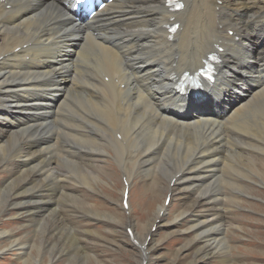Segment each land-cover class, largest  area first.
Returning a JSON list of instances; mask_svg holds the SVG:
<instances>
[{"label":"bare ground","instance_id":"obj_1","mask_svg":"<svg viewBox=\"0 0 264 264\" xmlns=\"http://www.w3.org/2000/svg\"><path fill=\"white\" fill-rule=\"evenodd\" d=\"M184 3L170 12L166 0H113L83 22L72 0H0V165L8 174L0 203L15 201L6 211L16 206L36 228L64 230V198L82 207L74 176L62 172L97 178L86 163L109 156L129 188V164L137 175L164 170L168 186L193 196L196 208L213 207L218 223L244 186L264 185V0ZM173 17L180 27L171 41ZM218 47L222 61L203 98L177 93L174 75L202 67ZM195 214L188 230L197 244L227 231L225 221L207 229L211 218ZM70 225L87 239L97 234Z\"/></svg>","mask_w":264,"mask_h":264},{"label":"rangeland","instance_id":"obj_2","mask_svg":"<svg viewBox=\"0 0 264 264\" xmlns=\"http://www.w3.org/2000/svg\"><path fill=\"white\" fill-rule=\"evenodd\" d=\"M64 162L62 160L61 164L68 170L73 169ZM91 165L97 167V178L81 173L83 177L80 179L81 174L76 176L75 169L71 174L62 172L66 177L74 176L72 185L78 186L75 188L76 197L83 208L74 206L71 197L62 199L68 204L62 214L66 220L64 224H67L64 230L53 229L55 225L48 222L36 228L30 212L16 206H10L6 211L7 202L15 203L11 197L0 203V231L9 232H0V264H143L142 252L127 235L128 227L141 245L150 237L146 246L150 251L146 264H264V185L244 186L243 195L239 193L238 199L229 201L231 210L218 223L213 216V207L196 208L193 196L186 197L174 186H168L171 182L164 176V170L154 174L146 170L137 175L140 169L132 168V164L127 166L124 173L129 172L135 177L130 181V205L126 209L122 204L125 176L115 159L110 156L98 158L96 162L86 163L85 168L89 169ZM0 166L1 189L8 174L5 165ZM227 174L229 171L224 174L225 182H229ZM84 179L87 182H83ZM226 188L228 193L233 192L228 184ZM169 193L170 201L165 205ZM69 206L74 209L72 215ZM194 211L200 214L198 220L211 218L207 229L218 227L225 221L227 231H210L209 236H204L197 244L196 236L188 230V220L194 219L191 218ZM203 214L209 215L201 217ZM130 215L131 222H126ZM177 219L182 223L177 225ZM71 223L83 230L97 231V234H90L87 239V233L78 228L79 232H74Z\"/></svg>","mask_w":264,"mask_h":264}]
</instances>
